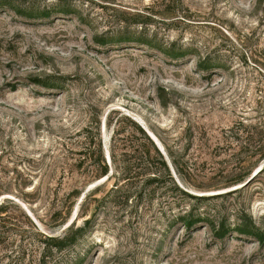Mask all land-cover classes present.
<instances>
[{
  "label": "rangeland",
  "instance_id": "rangeland-1",
  "mask_svg": "<svg viewBox=\"0 0 264 264\" xmlns=\"http://www.w3.org/2000/svg\"><path fill=\"white\" fill-rule=\"evenodd\" d=\"M126 117L168 145L174 181L201 201L166 185L125 202L82 167L60 178L56 154L72 166L85 133L99 123L108 145L103 123ZM241 122L264 131V0H0V264H264V159L243 161ZM75 186V226L90 222L41 253L25 209L60 237L69 220L39 219Z\"/></svg>",
  "mask_w": 264,
  "mask_h": 264
},
{
  "label": "trees",
  "instance_id": "trees-1",
  "mask_svg": "<svg viewBox=\"0 0 264 264\" xmlns=\"http://www.w3.org/2000/svg\"><path fill=\"white\" fill-rule=\"evenodd\" d=\"M100 42L106 43L105 40H101ZM167 53L173 57H178L180 55L178 52L171 49H169ZM42 81L41 78H36L34 82L41 83ZM46 85L48 84L46 83ZM126 118L130 123L124 124L119 118L115 120L107 118L103 123L104 126L106 125L111 131L107 145L110 158L109 161H107L105 157L104 143L101 141L99 123L95 126V131L83 135L85 139L79 151L80 156L77 163L71 166L67 163L65 158L62 157L63 155L60 156L56 154L54 156V167L59 170L60 178L63 179L64 175L69 173L72 174L73 170H78L82 167L86 169V175H89L90 180L103 177L107 179L114 178V183L107 191V194L111 196L116 195V199L120 200L121 198L124 199L125 202H128L132 197L141 198L143 194L149 195L150 193H154L157 188L162 186L167 187L166 185L172 187L180 197L202 200L203 197L194 196L192 193H189L181 186L177 185L170 173L166 157L160 152L140 124L133 119ZM240 131L243 136H239V138L242 139L244 143L240 150V153L243 154V161L250 164L264 159V131L256 125L244 124L242 122ZM160 142L164 150H166L167 155L170 159L172 158V162H174L172 152L169 150L168 145L162 139ZM263 171L264 167L257 173ZM249 172L250 169L243 174L234 175L233 179L230 180L227 185L245 181ZM96 191L97 188L94 189V192L88 191L86 194L84 193L85 197L83 202L86 201V198L90 194L92 195ZM80 193L81 190L78 189V186L65 192L59 201L58 207H55L50 212L48 219H46V221L39 219V221L46 227H56L66 223L73 213L74 206ZM5 202H9V199H5V201L0 203V213L5 210L4 208L7 205ZM81 207L78 213H76V217L83 216ZM76 217L60 237L48 235L43 232L34 221H30L31 226L34 228L39 238V246L42 248L41 253H45L51 250V248L59 249L64 247L80 235L85 225L90 222V217L84 219L82 225L75 226ZM0 219L5 222L6 218ZM178 219H180L184 225L190 227L199 217H195L190 213L189 215L180 216ZM219 227L220 229H217L215 233L221 238L230 228L224 221H221ZM234 228L242 233L251 235L256 234L254 232L256 227L252 223L244 222L241 223L239 227ZM258 237V240L263 242L262 236L258 235Z\"/></svg>",
  "mask_w": 264,
  "mask_h": 264
},
{
  "label": "water",
  "instance_id": "water-1",
  "mask_svg": "<svg viewBox=\"0 0 264 264\" xmlns=\"http://www.w3.org/2000/svg\"><path fill=\"white\" fill-rule=\"evenodd\" d=\"M140 125H141L142 128L145 130V132L149 135V137L152 139V141H153L154 144L157 146V148L160 150V152H161L165 157H167L166 152H165V150H164V147H163L162 143L160 142V140L157 138V136H156L151 130H149V128L144 127L142 124H140ZM103 127H105L104 124H103ZM104 149H105V157H106L107 161H109L110 158H109V152H108L107 144H106V143H104ZM104 178H105V177H104ZM250 178H251V177H250ZM250 178L246 179V180L241 184V186H243L244 184H247V183L249 182ZM101 180H102V179H101ZM101 180H100V181H101ZM100 181H97V183L100 182ZM25 210H26V212L28 213V215L31 217V219H32V220L38 225V222H37L36 218H35L33 215H31V213L29 212V210H27V209H25ZM74 212H75L74 217H72V219L69 218V221L67 222V225L70 224V223L73 221V219L76 217L77 207L74 208L73 213H74ZM43 232H45V231L43 230Z\"/></svg>",
  "mask_w": 264,
  "mask_h": 264
},
{
  "label": "bare ground",
  "instance_id": "bare-ground-1",
  "mask_svg": "<svg viewBox=\"0 0 264 264\" xmlns=\"http://www.w3.org/2000/svg\"><path fill=\"white\" fill-rule=\"evenodd\" d=\"M143 124V123H142ZM144 127H146L144 124H143ZM75 213V212H74ZM74 213L72 214V216L74 215ZM72 219V218H71Z\"/></svg>",
  "mask_w": 264,
  "mask_h": 264
}]
</instances>
